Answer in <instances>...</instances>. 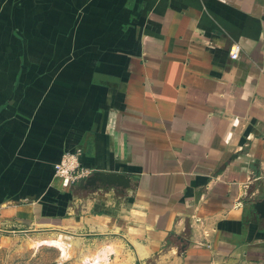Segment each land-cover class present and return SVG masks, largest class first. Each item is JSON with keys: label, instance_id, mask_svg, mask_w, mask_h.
I'll use <instances>...</instances> for the list:
<instances>
[{"label": "crops", "instance_id": "crops-1", "mask_svg": "<svg viewBox=\"0 0 264 264\" xmlns=\"http://www.w3.org/2000/svg\"><path fill=\"white\" fill-rule=\"evenodd\" d=\"M68 155L132 189L65 217ZM260 198L264 0H0V228L105 232L97 264H264Z\"/></svg>", "mask_w": 264, "mask_h": 264}, {"label": "rangeland", "instance_id": "rangeland-1", "mask_svg": "<svg viewBox=\"0 0 264 264\" xmlns=\"http://www.w3.org/2000/svg\"><path fill=\"white\" fill-rule=\"evenodd\" d=\"M76 158V156H75ZM69 176L74 178L68 180L67 184L59 190L49 189L48 196L55 199L57 195L61 199V204L67 211L64 216H73L80 214L87 206V202L97 200L99 195H102L104 189L101 191L91 189H79L76 187L77 179L88 176L91 172L88 171L84 162L76 158V162L71 160ZM112 191L113 201L117 203L124 198L121 190L108 189ZM107 190V191H108ZM125 192V191H123ZM54 195V196H53ZM59 199V200H60ZM59 204V205H61ZM92 209V208H91ZM88 213H91L92 210ZM58 210L53 209L50 213L55 214ZM62 211V210H60ZM85 211V210H84ZM88 210L86 209V212ZM44 227L38 225H27L19 227H3L0 228V264H97L101 263L103 258L102 238L104 233L92 237L77 236L83 232L71 231L67 228L60 230H44ZM65 231V232H63ZM118 245V241H113ZM125 244L122 243V247ZM116 256H118V246L114 247ZM114 263L118 264V257H114ZM103 264H109L103 263Z\"/></svg>", "mask_w": 264, "mask_h": 264}, {"label": "water", "instance_id": "water-1", "mask_svg": "<svg viewBox=\"0 0 264 264\" xmlns=\"http://www.w3.org/2000/svg\"><path fill=\"white\" fill-rule=\"evenodd\" d=\"M77 188L91 189H116L128 192L132 189V183L129 176L115 171L92 170L88 176L77 179ZM249 207L264 221V198L253 200Z\"/></svg>", "mask_w": 264, "mask_h": 264}, {"label": "built area", "instance_id": "built-area-1", "mask_svg": "<svg viewBox=\"0 0 264 264\" xmlns=\"http://www.w3.org/2000/svg\"><path fill=\"white\" fill-rule=\"evenodd\" d=\"M238 51H239V47L234 44V45H230L229 49H228V56L230 57L231 60H234L237 56H238ZM71 155H68L67 158H65L60 165L56 166L55 168V172L58 174L57 176L64 177V183L62 182V185L65 186L68 182V180H71L72 178H74L73 175L69 176V171H70V164H72L71 160H73V162H76V158H71Z\"/></svg>", "mask_w": 264, "mask_h": 264}]
</instances>
